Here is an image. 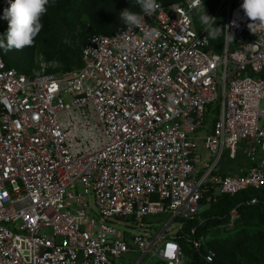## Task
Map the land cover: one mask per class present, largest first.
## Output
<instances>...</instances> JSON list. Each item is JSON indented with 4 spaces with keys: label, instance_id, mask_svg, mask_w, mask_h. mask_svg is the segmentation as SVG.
I'll use <instances>...</instances> for the list:
<instances>
[{
    "label": "built area",
    "instance_id": "obj_1",
    "mask_svg": "<svg viewBox=\"0 0 264 264\" xmlns=\"http://www.w3.org/2000/svg\"><path fill=\"white\" fill-rule=\"evenodd\" d=\"M157 2L130 31L92 34L70 72L40 52L29 73L0 56V264H117L128 251L180 264L179 242L163 232L194 218L203 185L228 194L264 185V26L242 0H216L212 17L223 15L233 39L222 33L213 50L194 29L196 0ZM218 89L217 118L198 135ZM199 139L213 156L201 167ZM238 150L248 164L218 172ZM90 192L99 221L85 207ZM158 214L169 219L156 234L106 222L141 226Z\"/></svg>",
    "mask_w": 264,
    "mask_h": 264
},
{
    "label": "trees",
    "instance_id": "obj_2",
    "mask_svg": "<svg viewBox=\"0 0 264 264\" xmlns=\"http://www.w3.org/2000/svg\"><path fill=\"white\" fill-rule=\"evenodd\" d=\"M9 3L10 0H0V17ZM215 5L216 0H203L201 7L212 16ZM125 8L140 12L134 0H52L41 16L42 27L34 43L21 49L0 48V56L6 66L29 73L40 52L47 59L59 62L58 73L70 72L81 66V48L92 34H108L125 26L119 15ZM215 21L223 29V16ZM7 27V21L0 18V40L5 39ZM222 40V34L215 41L209 39L210 48L219 50ZM210 105L206 106L203 132L211 130L218 115V106L211 108ZM245 157L238 150L234 159L242 161ZM199 202L201 208L194 218L182 221L172 235L181 248L194 239L200 242L192 250L182 248L189 257L186 264H264V185L228 194L216 192L207 182L201 188ZM232 210L236 214L233 219ZM208 251L213 253L210 261L205 259ZM155 264L165 263L158 258Z\"/></svg>",
    "mask_w": 264,
    "mask_h": 264
},
{
    "label": "clouds",
    "instance_id": "obj_3",
    "mask_svg": "<svg viewBox=\"0 0 264 264\" xmlns=\"http://www.w3.org/2000/svg\"><path fill=\"white\" fill-rule=\"evenodd\" d=\"M134 2L140 12H133L128 8L119 12L121 21L129 31L140 26L144 22V16H151L159 7L157 0H134ZM51 3L52 0H10L3 16L0 17L8 24L6 37L0 40V48L8 50L31 46L42 27L41 16L47 12ZM201 3L203 4V0H196V15L202 25L201 30L206 33L204 39L215 41L224 33L229 40H232V35L216 25L215 19L206 12L204 6L200 7ZM240 8L251 23L264 26V0H242ZM159 35V30L154 27H149V30L144 32V38L148 41L154 42Z\"/></svg>",
    "mask_w": 264,
    "mask_h": 264
},
{
    "label": "rangeland",
    "instance_id": "obj_4",
    "mask_svg": "<svg viewBox=\"0 0 264 264\" xmlns=\"http://www.w3.org/2000/svg\"><path fill=\"white\" fill-rule=\"evenodd\" d=\"M223 16V15H219ZM194 18V19H193ZM192 19L195 21L194 29L199 30L202 29V25L197 18L196 15V10L192 13ZM88 22V21H87ZM86 22V23H87ZM89 25V22L87 23ZM63 97L65 101L67 100L66 94H63ZM220 101V92L218 89L217 97L211 102V108L215 107ZM260 108H264V100L260 101L259 104ZM203 130L198 131V135H202ZM198 153H199V161L197 163L198 167L202 166L203 161H211L213 159V156L203 147L201 140H198ZM79 191H82L81 186H78ZM85 207L88 210L89 214L96 218L97 221L98 219V209L95 206L94 199H93V194L87 193L85 196ZM169 219V216L166 214H158V215H149L143 219L142 225H138V223H135L131 219H125L123 217H117V218H110L107 219V223L111 224L114 226L116 229H120L125 232H130V233H136V232H141L144 229H149V231L152 234H156L159 232L161 229L165 228V223ZM179 228V222L177 219L172 220L170 224L166 227L165 231L163 232V236H169L171 234H174L177 229ZM184 250L186 249H193V244L190 242H185L182 246ZM140 254L137 252L133 251H128L125 254H122L120 257L115 258L116 263L120 264H155L157 261V256L151 253H147L144 255L142 258H140ZM189 257L186 253H183L182 261L180 264H186L188 261Z\"/></svg>",
    "mask_w": 264,
    "mask_h": 264
},
{
    "label": "crops",
    "instance_id": "obj_5",
    "mask_svg": "<svg viewBox=\"0 0 264 264\" xmlns=\"http://www.w3.org/2000/svg\"><path fill=\"white\" fill-rule=\"evenodd\" d=\"M248 164V160L245 157L242 161H236L234 158H229L226 153L220 158L217 171L220 173H233L236 171L238 165H246ZM120 264V263H117Z\"/></svg>",
    "mask_w": 264,
    "mask_h": 264
}]
</instances>
